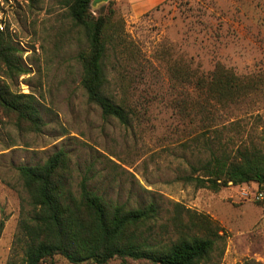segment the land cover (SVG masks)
Instances as JSON below:
<instances>
[{
    "label": "rangeland",
    "instance_id": "obj_1",
    "mask_svg": "<svg viewBox=\"0 0 264 264\" xmlns=\"http://www.w3.org/2000/svg\"><path fill=\"white\" fill-rule=\"evenodd\" d=\"M69 1L0 0V31L29 70L10 82L35 97L43 118L38 132L0 120V264H22V222L33 215L18 167L43 164L59 150L70 157L66 183L73 192L86 178L110 202H154L159 216L148 235L155 243L176 236L171 220L179 203L223 227L214 264H264L258 185L215 192L180 179L211 150L264 149V0H91L94 15L121 28L125 47L105 61L106 93L126 109L127 124L87 98L78 55L88 42ZM220 74L239 85L224 103L217 96L231 91L217 85ZM53 262L72 264L61 255Z\"/></svg>",
    "mask_w": 264,
    "mask_h": 264
},
{
    "label": "trees",
    "instance_id": "obj_2",
    "mask_svg": "<svg viewBox=\"0 0 264 264\" xmlns=\"http://www.w3.org/2000/svg\"><path fill=\"white\" fill-rule=\"evenodd\" d=\"M67 5L70 17L84 30L88 42L78 57L82 64L81 83L89 102L96 104L105 117L127 124L126 109L106 93L109 80L105 61L110 53L125 47L121 28L108 16L94 15L91 0H71ZM18 53L19 49L0 31V66L5 74L0 75V120L14 118L18 129L26 124L30 131L38 132L43 118L35 97L14 91L10 82L29 71L21 64ZM223 75L217 85L231 94L227 98L218 95L219 103L233 100L230 98L239 87L236 77ZM18 170L33 206L31 219L22 222L26 238L22 264H54L57 255L72 264H109L114 259L147 264H212L224 239L223 227L216 220L176 203L171 220L176 236L169 242L155 243L148 230L153 229L151 224L159 216L157 205L152 202L129 208L110 202L92 190L86 178L73 192L66 183L70 157L64 150L55 152L43 164L22 165ZM180 179L215 192L230 184L254 182L264 193V149L252 146L236 153L211 150L206 159L191 164Z\"/></svg>",
    "mask_w": 264,
    "mask_h": 264
},
{
    "label": "water",
    "instance_id": "obj_3",
    "mask_svg": "<svg viewBox=\"0 0 264 264\" xmlns=\"http://www.w3.org/2000/svg\"><path fill=\"white\" fill-rule=\"evenodd\" d=\"M110 0H94L93 5L109 2Z\"/></svg>",
    "mask_w": 264,
    "mask_h": 264
}]
</instances>
